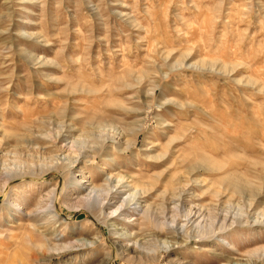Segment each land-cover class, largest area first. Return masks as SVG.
<instances>
[{
	"label": "rangeland",
	"instance_id": "1",
	"mask_svg": "<svg viewBox=\"0 0 264 264\" xmlns=\"http://www.w3.org/2000/svg\"><path fill=\"white\" fill-rule=\"evenodd\" d=\"M58 124L130 144L143 207L88 212ZM0 264H264V0H0Z\"/></svg>",
	"mask_w": 264,
	"mask_h": 264
},
{
	"label": "bare ground",
	"instance_id": "2",
	"mask_svg": "<svg viewBox=\"0 0 264 264\" xmlns=\"http://www.w3.org/2000/svg\"><path fill=\"white\" fill-rule=\"evenodd\" d=\"M92 126L93 127L95 126L98 132H95L96 134L93 133L91 135L92 136L91 138H89V134L88 136H82L83 134H79L78 135L79 138L76 137L74 135L75 128H72V125L70 126L69 124H58V130L56 131L53 137L49 135V133L47 132L45 134L46 139H53L52 141L53 149L55 148L59 150L58 153L52 154L48 158V160H46L47 162L50 163L48 165V168L55 169L58 167H64L69 172L71 171V169L77 166L78 163L82 162L83 164L89 163L88 165L89 167L91 164H95V166H97L96 168L100 169L99 171L101 173L102 179L100 180L99 183H95L94 179H92L91 177V180L90 179L87 180L89 181V182H86L87 184H84L82 181L78 182L77 184L79 188H84V202H85L87 211L92 214H94V210L95 208H97L99 199L101 197H109V198L114 197V198H117L122 204H125V205L133 204L137 207H143L141 205L143 198L145 197L147 193H150L151 190L153 189L154 183L152 182V179H150L149 181H143V180L141 181V180H135L133 176H127L126 178V176L121 173L120 169H118V172L115 174H112L109 170L107 171L108 168L112 167L110 163H115L117 161L119 154L120 155L124 154L129 150V148L131 147L130 144L122 147L121 143L119 142L120 139L118 140L116 138V136L118 135H114V134H112L111 136L108 135L106 133V125L104 124L103 125L97 124V125H92ZM103 132L106 133V135H104ZM89 141H90V144H89ZM37 147H41V146H37ZM108 147H110L111 150H116L117 154L114 153V156H113L110 153H107ZM99 152L104 153L103 160L100 164H98L97 162ZM205 158L202 159L201 161V162L204 161V169H207L208 171L223 170L221 166L209 165L207 163L208 162L207 158L206 159ZM183 161L185 162L186 159L183 158L181 162ZM189 164H191L190 161H189ZM185 168L191 169V170L192 169L201 170V166H197L196 163H195V166L189 165V166H186ZM185 173H188V172H185ZM161 174L162 173H159L158 175L160 176ZM128 178L130 179L128 180ZM225 178L228 179L229 183L232 184L234 188H237V190H242L244 189L243 188L244 186H247L246 181L242 182L238 180L239 178L234 176V174L227 173L224 179ZM72 179H74V177ZM231 179L233 180L231 181ZM180 183L181 182L179 180L178 184ZM176 188H179V185L174 187V189ZM175 195L176 196L178 195V197H180L182 195V192L180 191L179 194L177 193ZM171 202L173 204H176L175 199L171 200ZM72 208H75V207H72ZM94 216L97 218L96 214ZM258 220L259 219H257V216H256L255 221H258ZM173 232L175 236L179 234L178 230L176 229L173 230ZM187 233L189 237L195 236L192 228H190L189 231H187ZM184 242H186V240ZM67 248H69V245H63L61 247V250L67 249Z\"/></svg>",
	"mask_w": 264,
	"mask_h": 264
}]
</instances>
